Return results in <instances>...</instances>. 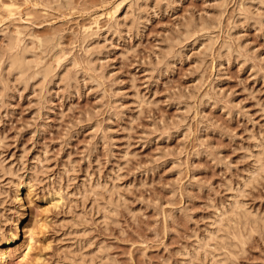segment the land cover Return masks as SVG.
Returning <instances> with one entry per match:
<instances>
[{
	"label": "rangeland",
	"instance_id": "1",
	"mask_svg": "<svg viewBox=\"0 0 264 264\" xmlns=\"http://www.w3.org/2000/svg\"><path fill=\"white\" fill-rule=\"evenodd\" d=\"M3 253L264 264V0H0Z\"/></svg>",
	"mask_w": 264,
	"mask_h": 264
},
{
	"label": "bare ground",
	"instance_id": "2",
	"mask_svg": "<svg viewBox=\"0 0 264 264\" xmlns=\"http://www.w3.org/2000/svg\"><path fill=\"white\" fill-rule=\"evenodd\" d=\"M20 37V36H19ZM19 40H20V38H19ZM39 40V43H40V46H44V47H49L50 45H51V41L49 40V39H42V38H39L38 39ZM20 44H21V42H20ZM20 46V45H19ZM39 46V45H38ZM43 47V48H44ZM52 47V46H51ZM19 49V47H18V42L16 43V45L15 44H12L11 46H10V48L8 49V51H9V55L7 56V61H8V65H9V67L11 68V70H15V71H18V74L19 73H21V74H26L27 75V73L29 74V72L32 70V73H33V76L35 75L34 74V72L36 73V74H39V75H42L43 77H45L46 76V72L48 71V69H47V67H46V65L44 66V64H43V61H39V60H37V59H33V58H30V59H28V53L26 54V52L24 51V50H22L21 52L18 50ZM56 49V48H55ZM19 51V52H18ZM60 55V54H59ZM3 57V56H2ZM4 60V59H3ZM60 60V59H59ZM60 63V62H59ZM43 66V67H42ZM39 68V69H37V70H34L35 68ZM53 72V71H52ZM65 73V72H64ZM32 75V74H31ZM64 75V74H63ZM35 78V77H34ZM31 79H32V77H31ZM260 160V159H259ZM257 168V167H256ZM262 168V167H261ZM112 198V197H111ZM237 203V202H236ZM116 205V204H115ZM98 206V205H97ZM229 213H231V212H229ZM240 213L239 212H237L235 215H234V217H233V219L236 217V219H234V221H232V222H234L235 223V220H245V218H247V216L246 215H239ZM225 217V216H224ZM227 218V217H226ZM239 218H242V219H239ZM228 221L231 219L232 220V218H231V216L229 217L228 216ZM230 220V221H231ZM237 220V221H238ZM229 221V222H230ZM247 221H248V218H247ZM246 221V222H247ZM242 222V221H241ZM244 222V221H243ZM227 223V225H228V222H226ZM245 223V222H244ZM214 224V223H213ZM221 224V223H220ZM225 228H228V227H226V225L224 224L223 225ZM223 227V229H225ZM244 227V226H243ZM220 228V226L218 227V229ZM222 229V228H221ZM235 229V228H234ZM218 231H220V229L218 230ZM217 231V232H218ZM224 238V237H223ZM216 244V243H215ZM226 248V247H225ZM215 249V248H214ZM211 250V249H210ZM29 251V247L27 246L26 248H24L22 251H21V255L22 256H27V253H29L28 252ZM11 257V255L10 254H8V253H3V257H2V261H1V264H5L6 262H7V260L9 259ZM217 259V258H216ZM216 261V260H215ZM92 262V261H91ZM224 263V262H223ZM223 263H220V264H223ZM217 264V263H216ZM218 264H219V262H218Z\"/></svg>",
	"mask_w": 264,
	"mask_h": 264
}]
</instances>
